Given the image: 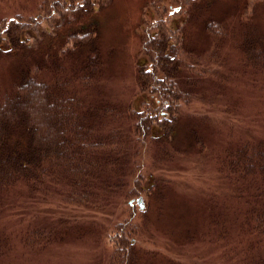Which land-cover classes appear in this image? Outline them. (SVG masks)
<instances>
[{"label": "rangeland", "instance_id": "1", "mask_svg": "<svg viewBox=\"0 0 264 264\" xmlns=\"http://www.w3.org/2000/svg\"><path fill=\"white\" fill-rule=\"evenodd\" d=\"M62 5L92 12L54 11ZM26 18L32 20L31 50L48 48L59 61L73 48L68 36L96 22L103 73L94 93L113 103L126 106L147 95L138 73L152 71L146 43L161 34L180 43L181 86L187 90L191 83L195 92L189 104L181 103L176 139L168 144L175 158L156 160L154 146L141 153L142 171L158 186L149 194L137 189L125 199L122 190L101 213L72 210L58 196L29 195L26 187L11 190L0 205V234L10 240L0 264H110L120 235L119 250L127 251L124 240L130 243L136 264H264V232L247 233L239 225L255 190L233 182L221 164L227 151L264 147V71L248 64L239 47L247 31L264 37V0H0L1 21L25 24ZM208 19L222 21L225 34L211 37ZM17 64L0 57V89L12 82ZM147 96L157 104L156 95ZM192 126L198 146L190 142ZM39 229L63 237L22 243L27 231Z\"/></svg>", "mask_w": 264, "mask_h": 264}, {"label": "trees", "instance_id": "2", "mask_svg": "<svg viewBox=\"0 0 264 264\" xmlns=\"http://www.w3.org/2000/svg\"><path fill=\"white\" fill-rule=\"evenodd\" d=\"M63 9L71 15L92 12L85 5H62L54 11ZM63 15V22L70 24L72 21ZM26 19L25 24L16 19L0 20V57H14L18 62L12 82L0 89V205L11 190L22 186L29 195L58 196L62 206L72 210L102 213L122 190L125 199L136 195L137 189L148 194L154 191L158 186L152 175L142 171L141 153L154 146L156 160L175 158L168 144L176 139L181 103L189 104L195 92L191 83H186L187 90L181 86L180 43L171 42L164 34L159 39L149 38L147 52L155 61L152 71L139 69L137 84L140 91L156 95L157 104L141 94L134 103L121 106L105 99L100 91L94 93L103 73L96 22L68 36L73 48L65 49L59 61L58 54L48 48L31 50L27 27L32 20ZM223 27L222 21L205 22L211 37H220ZM241 41L239 47L247 63L264 71V37L247 31ZM189 128L194 137L190 142L202 144L195 126ZM261 146L227 151L221 163L233 182L255 190L253 202L246 200L249 207L239 225L256 234L264 232ZM57 234L63 237L58 231L29 230L21 240L26 245L45 244ZM2 236L0 260L10 244L9 237ZM5 237L8 240L2 239ZM122 238L116 239L110 264H136L130 243L125 245L124 240L121 246L127 251L119 250Z\"/></svg>", "mask_w": 264, "mask_h": 264}, {"label": "water", "instance_id": "3", "mask_svg": "<svg viewBox=\"0 0 264 264\" xmlns=\"http://www.w3.org/2000/svg\"><path fill=\"white\" fill-rule=\"evenodd\" d=\"M176 11H178V8L176 9ZM136 202L138 203L140 209H142L143 208V206H142V199L141 198H138ZM128 203H129V205H132L133 201L131 200Z\"/></svg>", "mask_w": 264, "mask_h": 264}]
</instances>
